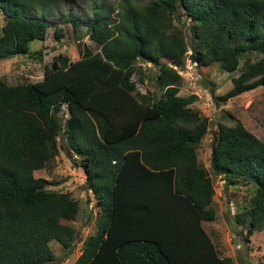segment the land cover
Masks as SVG:
<instances>
[{
  "label": "trees",
  "instance_id": "obj_1",
  "mask_svg": "<svg viewBox=\"0 0 264 264\" xmlns=\"http://www.w3.org/2000/svg\"><path fill=\"white\" fill-rule=\"evenodd\" d=\"M58 1L0 0V58L40 54L28 42L45 38ZM177 9L199 64L230 72L242 52L260 54L218 99L264 85V0H119L112 19L97 10L86 25L95 48L82 44L72 60L56 53L37 80L0 77V264H47L50 240L69 251L79 239L61 221L75 217L78 200L33 175L57 154L59 133L97 206L70 264H235L201 224L215 216L212 179L196 153L210 120L190 107L194 93H177L172 65L187 50ZM75 16L63 15L73 30ZM52 34L60 39V25ZM140 62L156 67L155 92L137 88L146 79ZM210 140V171L225 184H251L234 221L248 233L262 228L264 138L235 119L216 121Z\"/></svg>",
  "mask_w": 264,
  "mask_h": 264
},
{
  "label": "rangeland",
  "instance_id": "obj_2",
  "mask_svg": "<svg viewBox=\"0 0 264 264\" xmlns=\"http://www.w3.org/2000/svg\"><path fill=\"white\" fill-rule=\"evenodd\" d=\"M118 1L59 0L54 6L57 7L59 13L47 17L48 26L45 38L43 40L33 38L28 42L29 50L40 49V54H36V52L18 53L0 58V77L8 83L37 80L42 77L43 66L47 65L56 53H63L72 60L77 58L78 50L82 44L95 48L94 41L88 37L86 25L94 17V13L101 9L107 10L111 19L116 18L115 10L118 7ZM138 1L146 2L147 0ZM178 12L180 13L177 9V17L173 19V23L179 29L187 50L181 55L177 64H173L170 59L162 58L161 60L168 64L172 63L173 65H171L180 75L177 93L181 95L194 93L196 97L190 102V107L203 113L210 120L196 153L199 161L209 169L210 177L212 176L214 189L212 207L215 210V216L210 220L201 221V224L220 255L230 256L235 264H264V226L248 233L245 227L233 219L235 205L248 204L250 182L239 178L235 184H225L223 179L213 174L208 167L210 138L216 121L230 125L235 119H238L257 137L264 138V85L227 96L223 100L216 97L230 87L231 76L260 54L249 50L242 52L239 55L237 67L230 72L222 70L218 61H211L206 65L199 64L193 58L194 54L190 50L194 42L193 33L189 27L190 21H188V17ZM67 13L76 15L79 25L75 30L71 28V23L63 17ZM2 16L0 9V25ZM54 25H60L62 36L59 40L55 39L52 34ZM140 64L144 68L146 79L142 83H137V88L141 91L148 89L155 92L153 75L156 72V67L149 63L140 62ZM56 139L59 146L57 154L45 166L34 169L33 175L42 177L46 187L66 191L78 200L80 208L75 217L72 220L61 218V221L70 223L79 236H83L94 228V201L91 198V192L83 182L84 175L74 161L76 156H73L66 147L61 133L56 136ZM48 244L54 258L47 264H70L80 250L77 240L74 241L69 251L55 240H50Z\"/></svg>",
  "mask_w": 264,
  "mask_h": 264
},
{
  "label": "crops",
  "instance_id": "obj_3",
  "mask_svg": "<svg viewBox=\"0 0 264 264\" xmlns=\"http://www.w3.org/2000/svg\"><path fill=\"white\" fill-rule=\"evenodd\" d=\"M43 40V39H42ZM239 94V93H238ZM202 163V162H201ZM203 164V163H202ZM204 165V164H203ZM204 167H206L205 165H204ZM207 168V167H206ZM207 171H208V173H209V169L207 168ZM215 175H218L219 176V174H215ZM220 177V176H219ZM211 179H212V176H211ZM91 198H93L92 197V194H91ZM212 198H213V195H212ZM212 198H211V205H212ZM93 201H94V199H93ZM95 205V204H94ZM96 208H97V206L95 205V209L93 210V213H95V211H96ZM203 221V220H202ZM70 224V223H69ZM71 225V224H70ZM206 231V230H205ZM208 234V233H207ZM84 236V235H83ZM83 236H79V239H78V241H77V245L78 246H80V244H81V240H82V238H83ZM210 237V236H209ZM80 251V250H79ZM79 253V252H78ZM221 256H224V255H221Z\"/></svg>",
  "mask_w": 264,
  "mask_h": 264
},
{
  "label": "built area",
  "instance_id": "obj_4",
  "mask_svg": "<svg viewBox=\"0 0 264 264\" xmlns=\"http://www.w3.org/2000/svg\"><path fill=\"white\" fill-rule=\"evenodd\" d=\"M65 115V114H64ZM78 241V240H77ZM78 246V245H77Z\"/></svg>",
  "mask_w": 264,
  "mask_h": 264
}]
</instances>
